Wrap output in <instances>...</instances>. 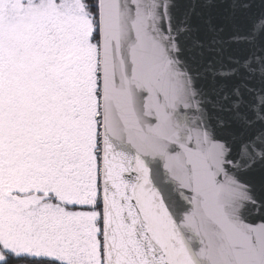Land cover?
<instances>
[{
	"label": "snow or ice",
	"instance_id": "1",
	"mask_svg": "<svg viewBox=\"0 0 264 264\" xmlns=\"http://www.w3.org/2000/svg\"><path fill=\"white\" fill-rule=\"evenodd\" d=\"M217 6L0 0V264H264V12Z\"/></svg>",
	"mask_w": 264,
	"mask_h": 264
},
{
	"label": "water",
	"instance_id": "2",
	"mask_svg": "<svg viewBox=\"0 0 264 264\" xmlns=\"http://www.w3.org/2000/svg\"><path fill=\"white\" fill-rule=\"evenodd\" d=\"M250 3L252 4L249 13L250 15H257L260 14L261 12H264V0H250ZM226 9H227V0H218V6L213 10V14L219 16L223 14ZM241 22H246V21H243L242 18ZM183 56L185 59H188L189 53L185 51L183 53ZM189 63L191 64L193 70H197L199 68L198 61L189 60ZM232 131H237V129H235V126H233L232 129L225 130V132L221 134L220 138L228 139L229 138L228 133ZM236 147L238 148V145ZM243 179L248 181L249 183L256 185L259 188L261 185H264V170L257 168L256 170L244 176Z\"/></svg>",
	"mask_w": 264,
	"mask_h": 264
}]
</instances>
